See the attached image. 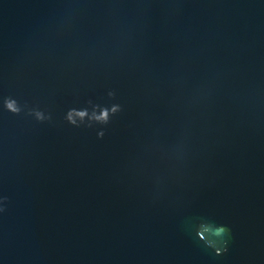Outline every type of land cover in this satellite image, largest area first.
I'll use <instances>...</instances> for the list:
<instances>
[{
    "label": "water",
    "instance_id": "obj_1",
    "mask_svg": "<svg viewBox=\"0 0 264 264\" xmlns=\"http://www.w3.org/2000/svg\"><path fill=\"white\" fill-rule=\"evenodd\" d=\"M0 264H264V0H0Z\"/></svg>",
    "mask_w": 264,
    "mask_h": 264
}]
</instances>
